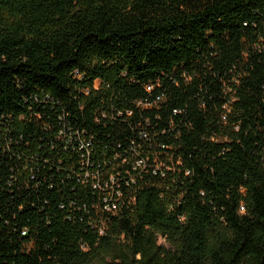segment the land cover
<instances>
[{
    "label": "trees",
    "instance_id": "1",
    "mask_svg": "<svg viewBox=\"0 0 264 264\" xmlns=\"http://www.w3.org/2000/svg\"><path fill=\"white\" fill-rule=\"evenodd\" d=\"M0 264H264V0H0Z\"/></svg>",
    "mask_w": 264,
    "mask_h": 264
},
{
    "label": "built area",
    "instance_id": "2",
    "mask_svg": "<svg viewBox=\"0 0 264 264\" xmlns=\"http://www.w3.org/2000/svg\"><path fill=\"white\" fill-rule=\"evenodd\" d=\"M144 137H146V136H144ZM115 207H113V208H110V207H107V210H112V209H114Z\"/></svg>",
    "mask_w": 264,
    "mask_h": 264
},
{
    "label": "rangeland",
    "instance_id": "3",
    "mask_svg": "<svg viewBox=\"0 0 264 264\" xmlns=\"http://www.w3.org/2000/svg\"><path fill=\"white\" fill-rule=\"evenodd\" d=\"M163 241H161V243H162Z\"/></svg>",
    "mask_w": 264,
    "mask_h": 264
}]
</instances>
